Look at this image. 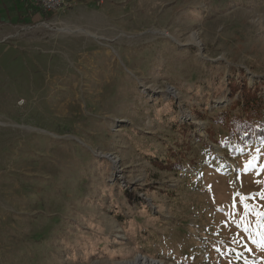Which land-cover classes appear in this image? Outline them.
<instances>
[{"label": "rangeland", "instance_id": "obj_1", "mask_svg": "<svg viewBox=\"0 0 264 264\" xmlns=\"http://www.w3.org/2000/svg\"><path fill=\"white\" fill-rule=\"evenodd\" d=\"M26 2L0 0V264H264V112L239 147L230 108L264 100V0Z\"/></svg>", "mask_w": 264, "mask_h": 264}, {"label": "trees", "instance_id": "obj_2", "mask_svg": "<svg viewBox=\"0 0 264 264\" xmlns=\"http://www.w3.org/2000/svg\"><path fill=\"white\" fill-rule=\"evenodd\" d=\"M26 3L29 6L30 3ZM242 90L243 91L241 100H237L236 102H234V105L230 107L233 109H239L240 111L238 113L240 115H244V120H240L238 118L236 123L233 124L234 127L232 129L233 135L235 136L236 140L240 141L237 142L239 147H244L247 145V143H251L250 141H252L255 136L257 138H262L263 136V126L261 124H258L257 128L255 129V136L253 135L251 126H253V124L257 125V123H259V120L261 119L262 114L264 112V100L257 96V88L253 90L245 87ZM195 113L198 114L197 111ZM221 114H224V112L222 111ZM176 127L177 123L172 125V129H175ZM181 132L185 136H187L190 133V129L184 125L181 126ZM232 132L230 131L229 133H227L228 139H233ZM157 161L161 163V167L164 169H169L173 171L176 170L177 172L184 173V158H182L181 155L178 153H171L170 156L163 157Z\"/></svg>", "mask_w": 264, "mask_h": 264}, {"label": "built area", "instance_id": "obj_3", "mask_svg": "<svg viewBox=\"0 0 264 264\" xmlns=\"http://www.w3.org/2000/svg\"><path fill=\"white\" fill-rule=\"evenodd\" d=\"M40 11L49 14H56L59 12L65 0H26Z\"/></svg>", "mask_w": 264, "mask_h": 264}, {"label": "bare ground", "instance_id": "obj_4", "mask_svg": "<svg viewBox=\"0 0 264 264\" xmlns=\"http://www.w3.org/2000/svg\"><path fill=\"white\" fill-rule=\"evenodd\" d=\"M62 32H71V31H69V30H65V29H63V30H61ZM141 264H143V263H141ZM146 264H160V263H157V262H147Z\"/></svg>", "mask_w": 264, "mask_h": 264}]
</instances>
